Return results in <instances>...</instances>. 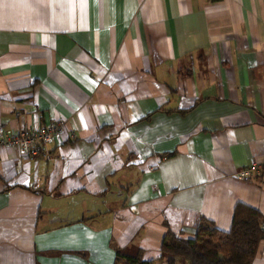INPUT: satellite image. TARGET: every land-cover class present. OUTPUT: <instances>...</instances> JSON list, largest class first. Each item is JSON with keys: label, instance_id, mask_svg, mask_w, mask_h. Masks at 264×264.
<instances>
[{"label": "crops", "instance_id": "obj_1", "mask_svg": "<svg viewBox=\"0 0 264 264\" xmlns=\"http://www.w3.org/2000/svg\"><path fill=\"white\" fill-rule=\"evenodd\" d=\"M54 120L46 154L0 148V264L156 262L237 203L264 219V0H0V128Z\"/></svg>", "mask_w": 264, "mask_h": 264}, {"label": "trees", "instance_id": "obj_2", "mask_svg": "<svg viewBox=\"0 0 264 264\" xmlns=\"http://www.w3.org/2000/svg\"><path fill=\"white\" fill-rule=\"evenodd\" d=\"M263 221L257 209L237 203L229 230H220L204 220L193 239L169 233L160 247L159 260L166 264H252L264 240ZM115 264H154V261L145 259L142 251L129 255L117 250Z\"/></svg>", "mask_w": 264, "mask_h": 264}, {"label": "built area", "instance_id": "obj_3", "mask_svg": "<svg viewBox=\"0 0 264 264\" xmlns=\"http://www.w3.org/2000/svg\"><path fill=\"white\" fill-rule=\"evenodd\" d=\"M66 139L65 126L59 120H54L46 126L37 125L15 130L0 128V148L15 149L29 159L46 154V146L49 143L56 142L61 145ZM258 169V163L253 162L250 167L238 172L237 177L240 180L253 181ZM261 230L264 233V221Z\"/></svg>", "mask_w": 264, "mask_h": 264}, {"label": "rangeland", "instance_id": "obj_4", "mask_svg": "<svg viewBox=\"0 0 264 264\" xmlns=\"http://www.w3.org/2000/svg\"><path fill=\"white\" fill-rule=\"evenodd\" d=\"M154 264H166V263L161 262V261L159 260V258H158V260H157L156 262H154Z\"/></svg>", "mask_w": 264, "mask_h": 264}]
</instances>
